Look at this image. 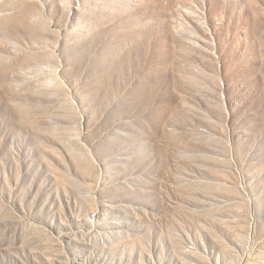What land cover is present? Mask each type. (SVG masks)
<instances>
[{
  "label": "rangeland",
  "instance_id": "374dc122",
  "mask_svg": "<svg viewBox=\"0 0 264 264\" xmlns=\"http://www.w3.org/2000/svg\"><path fill=\"white\" fill-rule=\"evenodd\" d=\"M0 264H264V0H0Z\"/></svg>",
  "mask_w": 264,
  "mask_h": 264
}]
</instances>
